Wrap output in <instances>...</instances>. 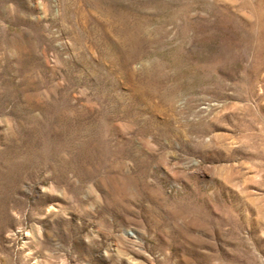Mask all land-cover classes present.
<instances>
[{
	"label": "rangeland",
	"instance_id": "rangeland-1",
	"mask_svg": "<svg viewBox=\"0 0 264 264\" xmlns=\"http://www.w3.org/2000/svg\"><path fill=\"white\" fill-rule=\"evenodd\" d=\"M0 264H264V0H0Z\"/></svg>",
	"mask_w": 264,
	"mask_h": 264
}]
</instances>
